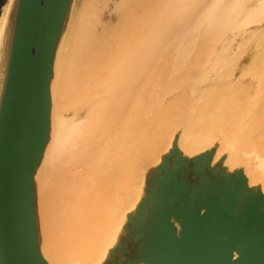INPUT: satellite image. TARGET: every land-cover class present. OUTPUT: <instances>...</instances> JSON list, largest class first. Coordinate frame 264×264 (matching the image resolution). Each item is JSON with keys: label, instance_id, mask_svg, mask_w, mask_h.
Listing matches in <instances>:
<instances>
[{"label": "water", "instance_id": "95a60500", "mask_svg": "<svg viewBox=\"0 0 264 264\" xmlns=\"http://www.w3.org/2000/svg\"><path fill=\"white\" fill-rule=\"evenodd\" d=\"M75 1L0 6V264H264V162L253 151L264 143V0L161 1L158 17L152 2L146 29L123 41L148 49L140 68L107 100L81 99L80 126L58 134L57 69ZM102 111L105 129L123 122L121 133L154 139L139 185L136 173L102 191L80 163L112 154ZM93 129L95 154L72 150Z\"/></svg>", "mask_w": 264, "mask_h": 264}, {"label": "rangeland", "instance_id": "374dc122", "mask_svg": "<svg viewBox=\"0 0 264 264\" xmlns=\"http://www.w3.org/2000/svg\"><path fill=\"white\" fill-rule=\"evenodd\" d=\"M4 1L0 0V6ZM154 1H157L156 9L150 7ZM161 1L165 6L167 2L172 0L75 1L57 69L54 130L61 127V133L66 129L71 130L79 127V120L85 117L89 107L80 106V101L94 100L95 96L106 91L109 74H113L112 70L116 66L122 65L127 57V60H130L133 55L135 59L140 56L142 50L136 49L134 51L135 47L131 46L123 50L126 55L122 52L117 58H114L116 56L114 53L124 40L134 38L136 29H140L141 26H144L143 30L146 29L145 24L150 16L147 11L148 7L151 8L156 17L163 13L164 6H160ZM152 23L151 21L148 27H154ZM197 29L198 27L193 32ZM199 31L203 30L199 29ZM199 33V35L203 34V32ZM167 45L166 43L164 46L168 47ZM164 46L159 47L160 50L156 58H161L167 50L171 51L172 46L168 48H164ZM208 46L204 45L200 49L203 50ZM128 49L130 51L127 53ZM137 52L139 54H136ZM156 58L151 61L153 65L157 61ZM108 83L110 84V82Z\"/></svg>", "mask_w": 264, "mask_h": 264}, {"label": "bare ground", "instance_id": "6f19581e", "mask_svg": "<svg viewBox=\"0 0 264 264\" xmlns=\"http://www.w3.org/2000/svg\"><path fill=\"white\" fill-rule=\"evenodd\" d=\"M5 23H6V20L4 18L0 19V43L2 42V40L4 38ZM127 45L128 44L123 45V42H122L119 45L116 52L114 53V55L116 54V56L114 58H117L123 52V50H125L127 47H129ZM0 48H1V46H0ZM144 52H146V50L142 51L140 56L136 59H135L134 55L130 60L129 59L127 60V58H128L127 57L126 61L122 65H118V66H116V68H114L112 70L113 71L112 73L114 74V76H113V74L112 75L109 74L110 77L108 79V82H110V84L108 82L106 83L107 84L106 91H103L98 96H95L96 98L100 99V102H101V100L104 101V100H107L109 98V96L111 95V93L113 91V89L109 90L110 87H115V91L118 92V90L121 88V86L119 85V82L122 81L121 78H123L125 75H127L128 72L130 73L133 70V67L137 68V69L140 68V66L143 63L142 58L144 57V54H142V53H144ZM136 54H139V53L137 52ZM126 66H128L129 68L124 71V68ZM103 85H105V84H103ZM121 90H122V88H121ZM156 94H160V92H158ZM87 102H89V101L87 100L82 105H84ZM98 106H99V103H98ZM102 108H104V107H102ZM106 108H107V106H106ZM131 111H136V109L131 110ZM137 111H140V110H137ZM148 111H152V109H149ZM105 113H106L105 111H102V113L99 115V124L103 125V126L99 127L100 132H103V129H105L107 127V125L111 122V117H109L106 119V121L104 120V124L102 123L103 122L102 121L103 120L102 115H104ZM80 115H81V113H80ZM109 115H112V112H109ZM144 118H146V117H144ZM80 119H82V118H80ZM146 121H147V119H146ZM146 121H144V123H146ZM54 123H56V122L54 121ZM123 127H124L123 122H121V125L119 126L118 121H117L116 126L111 127V128H107L104 130V133L109 132L107 136H108V141L110 142V144H115V146H113V149H112V154H110V158L107 159L106 162L105 161L102 162V161L97 160L99 158H97L96 156L94 158H92V157L89 158L91 154L86 159L79 155V157L83 160L80 163H83L85 165L84 167H86L87 169L93 170V172H90V174L91 173L93 174L94 172H96L97 184L99 185L100 188H102V191L104 189H106V187L115 178L119 179L118 177L125 176V175H128V176L130 175L131 177H134V175L136 173H137V176H136L137 177V184L139 185L141 175H142V171L139 170V173H138V167L137 166H139V164L143 160H147L149 158L152 159V157L149 156L150 152H148V151H147V153L145 152L144 144H146V142L148 141L149 147H151V144H153V146H155L154 139L152 137L149 139H146L145 137H147V134H146V136L144 135V132H140V134H139V131H136V133H135L136 135H138L137 137H132L135 134L130 136V133H128V132L131 131V127H128L126 129L127 131L124 130V132L121 133L120 130H122ZM116 128H118V135H116L114 133V130ZM60 129L62 130V128L61 127L58 128L59 133H60ZM88 130H90V127L88 128ZM88 130H87V132H88ZM94 131L95 130L93 129V135H92L90 140H87L84 138L82 141H80V140L76 141L75 136H73L71 139L72 150L76 151L75 148L78 145H84L85 149L89 148L88 152L92 151L91 153L95 154L96 149L94 148V143H93V141H94L93 136L95 135ZM99 131H96V134H100ZM71 134L67 133L64 135H71ZM112 134H114L115 136H113ZM244 138L249 142H252V139H253V138L251 139V136L247 135V132H246ZM132 140H134L135 145L129 147V148H131V151H130L128 149V145L132 142ZM254 149H253V151L255 153H257V155L259 154L258 159H261V162H264V159H262V158H264V143L262 145V148H260V149L257 148V150H254ZM81 152H83V151L81 150ZM155 159H156V157H154L152 159V161L154 162ZM138 185L134 186V191H133L134 193H133V197H132V200L130 202L129 207L133 205L134 201L136 200V197L139 194V190H138L139 186ZM130 194H131V191H130ZM92 200H97V203H99L100 197L98 195H96V199H92ZM92 200L88 203V206H87L88 209L91 207V204L93 203ZM90 226L91 225L88 224V230L89 231H90Z\"/></svg>", "mask_w": 264, "mask_h": 264}]
</instances>
